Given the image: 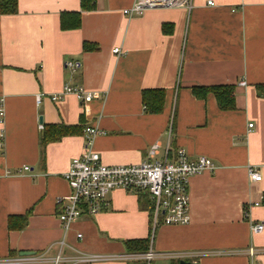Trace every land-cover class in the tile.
Here are the masks:
<instances>
[{
	"label": "crops",
	"instance_id": "1",
	"mask_svg": "<svg viewBox=\"0 0 264 264\" xmlns=\"http://www.w3.org/2000/svg\"><path fill=\"white\" fill-rule=\"evenodd\" d=\"M131 2L81 8V0H17V12H0V264H53L58 253V264H126L125 241L147 237L155 253L149 264H264V92L257 90L264 84V0H192L189 10L127 16ZM64 12H79V25L62 28ZM69 59L77 70L64 65ZM216 84H233L232 109L218 106L212 92L191 91ZM64 85L97 97L52 99ZM158 87L161 110L148 112L141 91ZM57 124L68 131L41 141ZM86 125L101 131L91 146L109 165L143 160L154 142L156 159L174 158L177 148L188 158L209 157L214 169L187 180L188 223L153 227L147 193L117 188L95 214L62 229L55 198L69 192L64 173L83 152ZM248 165L261 180L248 178ZM252 221L263 223L260 233L251 232ZM249 246L258 251L254 260Z\"/></svg>",
	"mask_w": 264,
	"mask_h": 264
},
{
	"label": "built area",
	"instance_id": "2",
	"mask_svg": "<svg viewBox=\"0 0 264 264\" xmlns=\"http://www.w3.org/2000/svg\"><path fill=\"white\" fill-rule=\"evenodd\" d=\"M207 5H213L212 0H206ZM182 7L192 8V0H132L123 9L127 16L141 14L145 9L155 7ZM112 52H120L118 47H113ZM64 65L75 71L79 67L76 60L65 61ZM244 85L243 80L239 81ZM72 93L80 103H85L95 97L97 93L84 90L80 85H64L60 92L52 94L56 100L63 93ZM39 95H36L39 101ZM2 110L0 108V115ZM252 123H248L251 126ZM40 127V126H39ZM85 145L80 156L73 157L69 162L64 179L69 187L66 195L55 198L57 217L62 229L67 230L71 223L84 214H95L105 204V196L110 191L122 189H136L145 191L150 199L151 226L159 224L177 225L186 224L189 221V195L188 178L190 175L211 171L214 169L211 159L207 156L188 158L181 148L175 150V157L168 159L166 156L160 159L153 158L156 154L158 143L154 142L147 148L146 158L131 164L109 165L101 161L100 154L92 149V137L101 131L96 126L86 125L83 128ZM24 165L21 170H27ZM20 171V169H19ZM247 176L253 181L261 180L259 169L256 166L247 167ZM256 204V203H254ZM247 207L244 206V215H247ZM252 233H260L263 223L252 221L250 224ZM77 236H81L77 233ZM248 256L254 260L258 253L253 246L246 248ZM130 262L149 264L155 257V253L149 249L144 252H129L124 254ZM94 255L82 256L83 260H91ZM59 253L53 257V264L61 261ZM256 264V263H255Z\"/></svg>",
	"mask_w": 264,
	"mask_h": 264
},
{
	"label": "trees",
	"instance_id": "3",
	"mask_svg": "<svg viewBox=\"0 0 264 264\" xmlns=\"http://www.w3.org/2000/svg\"><path fill=\"white\" fill-rule=\"evenodd\" d=\"M94 0H81V8H92ZM17 0H0V12L3 14L17 12ZM68 14H73V18L66 19ZM59 24L62 28H68V26L76 27L79 25V12H64L60 14ZM84 47H89L84 44ZM259 92H264V84L257 86ZM192 93L198 97L204 96L207 92H212L216 98L218 106L222 109H232L234 100L233 84H216V86H193L191 88ZM143 109L148 112H159L163 101V89L162 88H147L141 91ZM47 127L55 130V134L46 135L44 132L41 136V141L47 139L57 138L58 135L68 131V127H64L62 124L48 125ZM149 237L137 238L130 241H125V247L128 252H144L149 246ZM171 264H177L171 262Z\"/></svg>",
	"mask_w": 264,
	"mask_h": 264
},
{
	"label": "water",
	"instance_id": "4",
	"mask_svg": "<svg viewBox=\"0 0 264 264\" xmlns=\"http://www.w3.org/2000/svg\"><path fill=\"white\" fill-rule=\"evenodd\" d=\"M39 122H41V118H39ZM32 252H30V251H20L19 254L20 255H31ZM126 264H143V263L142 262H135L134 263V262L128 261ZM178 264H198V262L194 261V260L193 261H187V260H184V259L180 258L178 260Z\"/></svg>",
	"mask_w": 264,
	"mask_h": 264
},
{
	"label": "rangeland",
	"instance_id": "5",
	"mask_svg": "<svg viewBox=\"0 0 264 264\" xmlns=\"http://www.w3.org/2000/svg\"><path fill=\"white\" fill-rule=\"evenodd\" d=\"M152 264H169V262L166 259L163 260V259L159 258V259H154Z\"/></svg>",
	"mask_w": 264,
	"mask_h": 264
}]
</instances>
